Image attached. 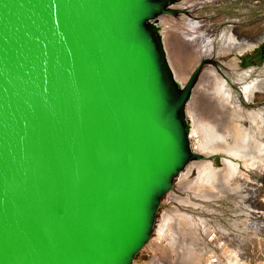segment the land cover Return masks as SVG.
<instances>
[{
  "label": "water",
  "instance_id": "95a60500",
  "mask_svg": "<svg viewBox=\"0 0 264 264\" xmlns=\"http://www.w3.org/2000/svg\"><path fill=\"white\" fill-rule=\"evenodd\" d=\"M175 2L0 0V264H132L149 240L193 156Z\"/></svg>",
  "mask_w": 264,
  "mask_h": 264
},
{
  "label": "bare ground",
  "instance_id": "6f19581e",
  "mask_svg": "<svg viewBox=\"0 0 264 264\" xmlns=\"http://www.w3.org/2000/svg\"><path fill=\"white\" fill-rule=\"evenodd\" d=\"M217 3L229 4L179 0L173 5L177 14L159 20L168 62L180 84L201 65L184 107L193 156L166 197L165 205L172 207H161L151 237L132 264H237L250 240L264 236V65L243 66L240 58L264 42V13L251 21L196 14ZM215 155L222 156V167L215 165ZM255 176L262 184L252 181ZM228 201L234 220L228 229L215 226L219 231L210 229L207 218L180 210ZM243 222L249 230L245 234L237 228ZM230 250L237 254L225 262L220 257Z\"/></svg>",
  "mask_w": 264,
  "mask_h": 264
},
{
  "label": "rangeland",
  "instance_id": "374dc122",
  "mask_svg": "<svg viewBox=\"0 0 264 264\" xmlns=\"http://www.w3.org/2000/svg\"><path fill=\"white\" fill-rule=\"evenodd\" d=\"M178 1L176 0V2ZM226 1L229 4L223 5V6H221L218 3L214 5H209V4L204 5L203 7H201L200 9L196 11L197 12L196 14L197 15H200V14L201 15H211V16H215V15L218 16L222 14V15L228 16L229 19L231 17L234 18V16L237 15L240 20L251 21V19L253 20L256 17H260L264 13V0H252V1L258 2V4L254 6H251V5L248 6L247 3H244L245 0H237L236 2H234L233 0H229V1L226 0ZM176 2L174 4H176ZM244 5H247V9L243 8ZM240 58L243 62V66H248V65L263 66L264 65V42L260 43L258 46H256L252 50H248L244 52L243 54H241ZM253 61H257V63L253 64L252 63ZM222 160L223 159L221 155L214 156V162L217 167L223 166ZM252 181L253 182L255 181L256 184L258 183L262 184V179L259 176H255L254 179H252ZM221 203L222 204L217 203V205L215 206L210 205L204 208L202 207L198 208L195 206L194 208L193 207H189V208L181 207L180 210L196 218L198 217H200L201 219H204V217L207 218L208 220H210L209 222L210 229H213L214 231H219L220 229L215 226L223 225L225 229H228V227L230 226L229 221L231 222L234 220V213L232 209L229 208L233 205L232 201L221 202ZM165 206H167L168 208L172 207V205H169V204H166ZM244 219L242 218V221H244ZM218 223H221V224H218ZM244 223L245 222H243V224L240 223V225L237 227L241 233H244V231H246L245 229H247L246 228L247 225H245ZM247 232H249L248 229L245 233ZM244 234H243V237H245ZM259 235L261 234L257 235V238L259 241L255 242L253 241L254 239L250 240V242L248 243V246H249L248 251L246 252L247 255L243 257L242 259L238 260L237 264H264V236L263 235L259 236ZM236 254H237V251L230 250L226 252V254L222 253L220 258L224 260V257H225L224 261L229 262V259L231 258V256H234ZM139 256L140 255H138V257ZM228 264H236V262L235 263L229 262Z\"/></svg>",
  "mask_w": 264,
  "mask_h": 264
}]
</instances>
